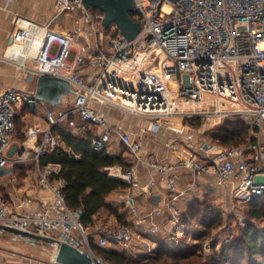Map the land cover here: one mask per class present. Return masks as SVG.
<instances>
[{"label":"built area","instance_id":"built-area-1","mask_svg":"<svg viewBox=\"0 0 264 264\" xmlns=\"http://www.w3.org/2000/svg\"><path fill=\"white\" fill-rule=\"evenodd\" d=\"M133 6L139 29L132 39L122 36L114 23L104 28L102 12L85 8L81 0H54L55 16L80 10L75 25L60 32L49 23L16 17L5 58L18 73L26 72L27 81L43 71L66 78L72 91L66 106L55 107L36 100L33 90L14 84L0 90V176L17 164L33 163L26 174H35L39 189L49 192L24 194L17 200L0 196V224L91 252L89 229L79 221V209L67 206L63 180L52 177L59 165L39 163L41 154L59 144L52 132L56 124L75 132L92 129L90 145L96 151H107L113 141L120 143L133 164L127 169L107 166V173L159 201L141 213L129 193L119 191L117 200L129 208L132 223L93 226L94 243L101 247L112 241L133 256L154 254L159 247L154 237L179 226L183 210L176 202L194 189L198 174L212 176L225 197L239 203L264 193V0H133ZM81 40L71 56L73 44ZM12 44L21 46L16 58L6 54ZM52 45H56L53 53ZM95 104L144 124L133 134L110 123ZM37 105H46L47 126L27 125L30 144L11 142L21 109ZM228 117L246 121L247 133L239 144L222 145L204 137L191 143L181 138L182 127L195 129L192 122L197 119L219 124ZM161 127L177 133L164 142L177 154L174 161H165L143 144L147 132L156 133ZM138 166L147 169L145 180L138 178ZM183 170L192 176L186 188L178 186ZM164 209L169 223L165 227L154 220ZM225 226L229 231L230 225ZM224 239L229 241L231 235Z\"/></svg>","mask_w":264,"mask_h":264},{"label":"trees","instance_id":"trees-1","mask_svg":"<svg viewBox=\"0 0 264 264\" xmlns=\"http://www.w3.org/2000/svg\"><path fill=\"white\" fill-rule=\"evenodd\" d=\"M132 17L136 19L134 13ZM199 119L192 123L196 125ZM212 133L213 141L223 145H236L241 143L246 136L247 126L244 118L228 117L223 119ZM52 132L57 135L59 144L49 152L40 155V165L54 163L59 165L58 172L52 177L63 180L62 192L65 202L71 209H79V221L89 229L90 241H93L94 218L102 208L115 213L120 224L127 225L125 210L118 212L117 207L107 203L106 196L115 189L126 187V183L110 176L106 167L119 164L123 169L130 167V162L121 155L110 154L106 150L96 151L90 145L92 129L75 132L62 124L52 127ZM29 164H17L18 169ZM248 206V216L254 219H264V193L253 197L245 203ZM202 202L193 200L183 211L179 226L165 239L157 235L159 247L154 254L144 256L141 260H132L123 252L109 246H98L91 243L99 258L111 264H264V230L257 229L249 221L242 228V241L230 244L223 243L218 248L212 243V252L204 254L200 243H188L178 240L172 246L173 239L185 231L187 224L199 225L198 237H206L209 231L205 229L211 223L220 224V209L211 211H198ZM199 212V213H198ZM198 214V215H197ZM183 243V245H182Z\"/></svg>","mask_w":264,"mask_h":264},{"label":"crops","instance_id":"crops-1","mask_svg":"<svg viewBox=\"0 0 264 264\" xmlns=\"http://www.w3.org/2000/svg\"><path fill=\"white\" fill-rule=\"evenodd\" d=\"M55 13L56 10L54 7V0H0V90L3 86V80H12L16 70L15 65L12 62L8 61L4 56L5 50L10 44L13 32L16 29V17L21 16L30 21L37 22L40 24L49 23V27L52 30L60 32L63 29L72 28L80 16V10L78 9H75L73 11H64L58 14L57 16H55ZM82 41L83 40H81L79 43L73 44L71 54L73 53L72 51H76L79 49ZM87 74L88 73H84V75ZM89 75L90 74H88V76ZM15 86L23 89L25 88L28 90H33L34 80H28L26 86H20L18 84H16ZM70 98V94L68 96H65L59 104L55 105V107L66 106L69 103ZM46 105L48 106L49 104L46 103ZM46 105H37V108L35 107L32 110L33 115L31 119V124H36L40 127L47 126L43 118V111ZM94 106L97 107L101 112L105 113L110 123L118 127L127 129L133 134L138 130V122H136V120L139 121L138 118L127 114H120L115 110L107 111L105 106L103 105L100 106L95 104ZM38 112H41V114H38ZM112 112L114 113L112 114ZM179 126L181 125L177 121L176 127L178 128ZM182 131H184L185 133L181 135V138L185 141L195 143L203 138V136L199 137L198 134L194 132V129L189 128V126L187 127L184 125L182 127ZM175 134L177 133L167 128L161 127L160 130L156 133L147 132L145 136H143L142 141L145 147L156 150L160 157L163 158L165 161H174L177 159V154L168 150L164 146V142L168 140L170 136ZM30 143V140L26 141V144ZM107 152L110 154L121 155L126 161L130 162V167L132 166L133 161L131 156L117 141H113L109 144ZM136 173L138 178L141 180H145L148 176L147 169L144 167L138 166ZM180 176L181 178L178 181V186L180 188H186L190 183L192 176L190 173L185 172L184 170L181 172ZM212 179V176H206L203 174L196 175V185L194 189H188L185 194L177 200V206H179L181 210L185 211L190 202H192L193 200H201V197L203 196L205 198L214 197L215 199H221L222 197H225L226 195L224 194L222 189L220 187H217L212 182ZM119 191H125L129 193L133 204L140 210L141 213H144L159 205L158 200H151L148 197H145L142 193H140L138 189L129 187L128 185H126V187L124 188L115 189L111 191L106 196L107 203L112 204L113 206H120V211L125 210V219L128 221L129 224L132 223L133 215L129 211V208L126 206V204L117 200V195ZM23 192L36 195H48L49 193L47 190L39 189L36 180H32V182L31 180H27L24 185L16 186L12 189V191L10 190L8 198H11V196H14V194H19ZM167 217L168 212L166 211V209H164L163 214L155 216L154 220L157 223L161 224L163 227H165L169 224L167 223ZM9 234L10 233L6 232L0 233V238L2 240L8 239L14 244L11 245V247H6V245L0 243V264H31L32 258H30L31 256H29L30 254L28 253L27 249L31 248L34 245L40 246L41 243L26 242L20 237H14V235L12 234L11 237L8 238L7 235L10 236ZM169 234L170 233H165V235L160 236L165 239ZM156 237L154 238L157 240Z\"/></svg>","mask_w":264,"mask_h":264},{"label":"rangeland","instance_id":"rangeland-1","mask_svg":"<svg viewBox=\"0 0 264 264\" xmlns=\"http://www.w3.org/2000/svg\"><path fill=\"white\" fill-rule=\"evenodd\" d=\"M56 45H52L51 53L55 51ZM73 53L71 56L74 55L75 51H72ZM31 65H35L34 63ZM16 69V67H15ZM27 74L25 71H21L18 73L17 69L15 70V74L12 78V80H3V86H6L8 84H18L20 86H26L27 85ZM37 108V107H36ZM33 109L30 107H23L21 109L20 115L16 118L15 121V130L11 137V142H16L19 145H22L24 142L26 144L27 136L25 134V130L27 125L31 124L32 119V111ZM41 111V110H40ZM36 113V112H35ZM34 113V114H35ZM114 112H112L113 114ZM37 114V113H36ZM38 114H41V112H38ZM135 121V120H134ZM137 125L144 124L142 120L137 121ZM213 123V124H212ZM216 122H213L212 119H199L198 123L195 125L194 132L198 134L200 137H204L205 139L212 140L214 143L222 144L217 142L216 140L213 141L212 133L216 132V128L218 124H214ZM47 125V124H46ZM223 145V144H222ZM29 169H33L34 165L29 164ZM25 167L18 169V167H13L11 171H5L0 176V196H3V198L8 199L9 191L16 187V186H22L25 184L27 180H36L37 183V176L35 174H26L24 172ZM7 192V193H5ZM227 194H231L229 190L226 192ZM13 194V192H12ZM24 194H30V193H19L14 194L15 200L23 196ZM202 202V208H200L198 211L201 213L202 211H211L213 208L220 209L221 213V222L220 224L213 222L209 226H207L205 229L209 231V234L206 237H198L196 233L198 232L199 225L196 224H187L185 226V231L183 233H179L180 235L175 237L172 241V246H175V243L180 241H186L188 243H200L201 244V251L204 254H207L209 252H212L211 244H215V247L218 248L220 245H222V241L224 242V236L225 235H231V239L227 242H224L225 244L235 243V242H241L242 241V228L245 225V222L249 221L253 224V226L257 229L264 230V219H254L249 218L248 216V206L243 202H237L235 199L227 196L222 197L221 199H215L214 197L205 198L204 196L201 197ZM117 207V211L120 212L119 207ZM198 212V213H199ZM198 215V214H197ZM94 226H105L108 228H113L119 224L116 220L117 217L115 213L110 212L109 209L102 208L99 210L98 214L94 218ZM225 225H230L229 231L226 229ZM198 234V233H197ZM7 235L8 238L11 237ZM165 235V234H160ZM224 239V240H223ZM141 239L138 238L136 240V243H140ZM148 241V240H147ZM149 242V241H148ZM0 243L6 245V247H11V245H14L10 240H5L0 238ZM91 243H94L93 241H90ZM95 244V243H94ZM183 245V243H182ZM232 245V244H230ZM109 247H112L114 249H117L121 252H123L127 257H129L132 260H141L143 257H141L140 254H136L137 256H133L132 253L127 252L126 250H123L112 241L107 245ZM139 244H136L135 248H138ZM13 247V246H12ZM17 247V246H16ZM31 247V246H29ZM28 253L31 256V264H50L49 262L52 259L53 256V246L49 245L48 243L41 242L40 246H32L31 248H28ZM91 254L97 255L95 249H91ZM29 258V257H28Z\"/></svg>","mask_w":264,"mask_h":264},{"label":"water","instance_id":"water-1","mask_svg":"<svg viewBox=\"0 0 264 264\" xmlns=\"http://www.w3.org/2000/svg\"><path fill=\"white\" fill-rule=\"evenodd\" d=\"M85 8H93L102 12L101 24L108 28L114 23L119 33L127 39H132L139 29V21L132 17L134 13L133 0H81ZM12 40V39H11ZM34 80L33 97L38 101H44L55 106L68 96L72 91L70 82L60 76L43 71H36ZM207 147V144H204ZM80 213V210H78ZM10 233L14 237H20L30 243H48L53 246L52 261L57 264H111L87 250L80 249L64 241H58L51 237H44L27 230L10 225L0 224V233Z\"/></svg>","mask_w":264,"mask_h":264},{"label":"bare ground","instance_id":"bare-ground-1","mask_svg":"<svg viewBox=\"0 0 264 264\" xmlns=\"http://www.w3.org/2000/svg\"><path fill=\"white\" fill-rule=\"evenodd\" d=\"M39 39V38H38ZM21 52L20 44H12L8 50L6 51L7 55H12L13 57H17Z\"/></svg>","mask_w":264,"mask_h":264}]
</instances>
